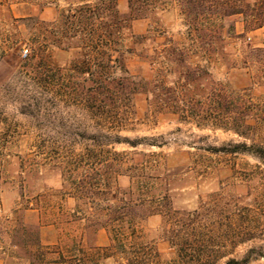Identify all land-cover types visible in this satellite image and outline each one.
Segmentation results:
<instances>
[{
	"label": "rangeland",
	"instance_id": "374dc122",
	"mask_svg": "<svg viewBox=\"0 0 264 264\" xmlns=\"http://www.w3.org/2000/svg\"><path fill=\"white\" fill-rule=\"evenodd\" d=\"M46 1L0 0V264H113V258L102 259L98 254L99 248L110 244L108 230L82 219L81 209L93 205L94 198H79L70 186L72 179L93 184L98 178L99 153L91 143L86 145L73 136L82 125V117L68 110L39 113L30 106L26 83L20 76V62L27 61L31 48L42 42L60 66L76 56L75 51H62L50 40H43L44 28L36 18L51 22L58 12L55 6L41 12ZM61 6H65L62 1ZM119 8L128 13V1L119 0ZM184 11L177 2L162 0L156 17L150 14L134 20L130 30L136 35H146L150 28L160 33L155 43L147 42L150 49L168 48L170 38L192 45L187 32L198 27L187 24ZM230 21L242 38L229 45L218 39L210 44L208 35L191 61L204 66L216 81L235 89L247 88L254 74L262 75L263 68H244L241 51L249 45L264 48V35L246 29L241 15ZM216 24L206 21L201 28L212 33L219 28ZM127 66L134 75L153 78L154 67L148 61L131 55ZM200 83L199 94L206 96L210 78L203 75ZM261 83L254 92L264 100ZM134 102L136 123L120 135L137 146L125 142L106 149L127 153L129 166L147 167L137 173L131 169L129 174L145 175L151 185L148 195L169 198L181 235L189 232L194 239L193 230L203 224L207 225V237L220 239L230 237L234 229H248L247 236L253 238L230 254L237 259L263 245L264 162L249 153L217 150L232 149L239 143L250 145L251 141L232 131L197 127L176 116L150 115L145 94L137 95ZM256 139L264 145V123L258 127ZM113 158L106 154L105 163L110 164ZM65 167L72 170L69 182L64 181ZM119 184L127 188L129 178L120 177ZM167 223L164 217L151 216L141 223L137 234V240L152 246L163 263L175 257L164 234ZM250 264H264V259Z\"/></svg>",
	"mask_w": 264,
	"mask_h": 264
},
{
	"label": "trees",
	"instance_id": "16d2710c",
	"mask_svg": "<svg viewBox=\"0 0 264 264\" xmlns=\"http://www.w3.org/2000/svg\"><path fill=\"white\" fill-rule=\"evenodd\" d=\"M61 1L65 6H61ZM127 1L128 13L121 12L119 0L46 1L40 6L41 12L51 6L58 12L51 22L36 18L37 24L44 28L43 40H50L53 47L62 51H75L76 56L68 65L60 66L52 61L47 54L48 45L42 42L31 48L30 58L20 62L19 71L26 83L30 106L42 114L64 110L79 113L82 125L73 136L86 145L91 143L99 153L95 169L98 178L93 184L86 179L71 180L72 170L67 167L64 173L67 178L64 181L71 180L74 195L94 198L93 205L81 209L82 219L109 232L110 244L98 249L99 256L113 258V264H218L224 259H227L224 264H250L264 259V244L249 249L240 259L230 257L238 246L253 238L248 237V229H234L230 237L220 239L207 237V225L203 224L193 228L194 239L189 232L182 236L176 227L180 222L173 220L169 198L148 195L151 185L145 175L129 174L131 169L137 173L147 167L129 166L127 153L106 149L125 142L137 146L120 133L136 123L134 100L137 95L145 94L150 115H171L197 127L232 131L251 144L239 143L232 149L218 151L249 153L264 162V145L256 141L258 127L264 123V100L254 92L262 80L264 85V48L249 45L241 51L244 68L251 71L257 66L263 68L262 75L254 74L247 88L235 89L216 81L204 66L191 61V55L201 49L208 35L210 44L218 39L228 41L229 45L242 38L230 21L233 16H243L249 31L264 27V0H167L184 8L187 24L198 28L187 32L192 45L170 38L168 48L151 49L147 42L155 43L160 33L150 28L146 35H136L130 27L134 20L150 14L156 17L162 0ZM206 21L219 22L215 25L219 26L217 31L206 33L201 28ZM131 55L154 67L152 79L131 73L127 66ZM203 75L210 78L206 96L199 94ZM106 154L114 157L110 164L105 163ZM122 176L129 178L127 188L119 184ZM155 215L168 222L164 234L175 257L167 263L158 259V252L152 246L137 240L141 223Z\"/></svg>",
	"mask_w": 264,
	"mask_h": 264
},
{
	"label": "crops",
	"instance_id": "0c3cea01",
	"mask_svg": "<svg viewBox=\"0 0 264 264\" xmlns=\"http://www.w3.org/2000/svg\"><path fill=\"white\" fill-rule=\"evenodd\" d=\"M254 32H256L257 35H262V34L264 35V27L254 31Z\"/></svg>",
	"mask_w": 264,
	"mask_h": 264
},
{
	"label": "built area",
	"instance_id": "2783aa9c",
	"mask_svg": "<svg viewBox=\"0 0 264 264\" xmlns=\"http://www.w3.org/2000/svg\"><path fill=\"white\" fill-rule=\"evenodd\" d=\"M26 56V54H24V57Z\"/></svg>",
	"mask_w": 264,
	"mask_h": 264
}]
</instances>
